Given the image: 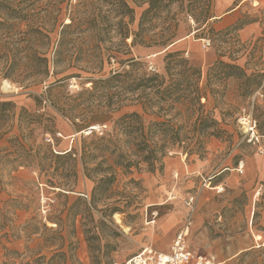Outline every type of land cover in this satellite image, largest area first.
<instances>
[{
	"label": "rangeland",
	"instance_id": "rangeland-1",
	"mask_svg": "<svg viewBox=\"0 0 264 264\" xmlns=\"http://www.w3.org/2000/svg\"><path fill=\"white\" fill-rule=\"evenodd\" d=\"M124 1L130 11L122 14L105 0H81L85 8L78 10L87 20L81 31L59 35L57 29L48 51L42 42L33 48L36 55L47 59V63L37 64L42 82L34 85H30L33 71L27 58L31 54L29 32L24 23L12 28L16 61L12 79L3 80L4 63L0 60V102L10 101L16 108L0 130V150L15 134L20 108L35 111L31 96L40 97L48 106L47 87L58 80L62 81L60 88L51 90L50 99L65 106L73 120L69 113L51 107L39 111L55 124L58 151L74 145L79 148L80 136H86L84 132L92 125L99 133L124 114L142 115L136 103H124L108 112L104 97L83 90H89L93 80L127 69L129 59L142 62L147 72L152 66L155 72L151 73L165 76L163 54L169 44L166 50L179 52L187 61L186 68L177 67L174 74L187 71L191 92L196 83L208 94L207 101L200 100L204 105L201 110L192 108L197 113L188 121L175 118L192 130L202 126L195 122L201 113L216 122L209 130H218L219 136L205 141L202 158L179 150L163 159L161 171L142 169L124 176L117 170L114 194L134 187L127 184L130 179L141 189L133 196L124 195L131 197V207L111 219L95 210L90 216L81 215L83 206L74 200L89 195L93 184L80 165L74 193L66 196L46 187L31 169L12 172L0 165V264H122L144 247L167 254L185 226L189 228L188 249L195 254L211 257L218 264H264V153L248 142L239 122L250 115L258 135L264 134L263 127H258L264 121V0H209L212 18L200 30L182 9L207 0ZM75 3L70 0L72 6ZM237 24L243 26L234 31ZM165 40L164 47L157 45ZM217 61L239 67L247 77L252 75L248 85L261 82L260 87L243 98L240 90L247 83L224 79L223 67L217 66ZM194 70L199 72L197 82L189 75ZM15 80L23 82V87ZM42 138L53 144L50 135H40L38 142ZM260 145L264 151V139ZM73 212L80 215L72 223L67 215Z\"/></svg>",
	"mask_w": 264,
	"mask_h": 264
},
{
	"label": "trees",
	"instance_id": "trees-1",
	"mask_svg": "<svg viewBox=\"0 0 264 264\" xmlns=\"http://www.w3.org/2000/svg\"><path fill=\"white\" fill-rule=\"evenodd\" d=\"M0 0V60L3 61L1 75L3 80L12 79L13 65L16 61L17 50L12 48L13 38L11 30L16 24L24 23L27 27L28 44L31 54L27 56L32 73L30 85L41 83L39 79L38 63L47 59L35 54L33 48L42 42L48 51L52 45L51 35L57 30L59 35L68 30L81 31L87 24V20L78 10L84 7L81 0H76L75 5L70 0ZM118 12L124 14L130 11L124 0H105ZM136 4V3H135ZM211 2L190 3L182 12L191 16L196 30L206 25L210 16ZM64 14L62 13V6ZM68 21L65 23L64 18ZM242 24L235 25L232 29L239 31ZM20 41V40H19ZM166 41L159 42V46H165ZM172 44H169L170 46ZM167 46V47H168ZM164 47L163 62L166 75L161 76L146 71L142 62L134 59L127 60L120 72L112 73L103 80L91 81V88L83 90V93L97 94L106 99L105 108L108 112L119 109L124 103H136L142 110V115L137 112L124 114L111 122V126L99 133L90 131L86 136H80V147L72 146L64 151H58L59 140L54 138L55 124L51 117L40 110L52 108L55 111L68 114L72 120L74 116L58 102L50 99V92L54 87L60 88L61 80L49 84L44 101L37 96H31L35 105L33 113L20 108L15 125V134L6 139L7 145L0 150V165H4L10 171L16 172L19 168L33 170L39 179L44 181L46 187L62 191L64 196L74 193L73 189L77 182V167L81 166L83 175L93 184L89 195L78 196L74 202L83 206L82 214L91 215V211H101L104 216L111 219L115 213H124L131 207V197L139 188L137 181L130 179L127 184L134 187L125 188L122 192L114 194L113 187L116 184L117 170L124 176H129L133 171L142 169L148 172L161 171L163 159L170 153L182 151L184 154L196 155L199 158L205 154V144L209 137L219 136L218 130L210 132V128L216 122L203 116L197 115L195 122L202 126L187 130L179 125L175 118L182 117L189 120L195 110H201L203 104L201 98L207 101L208 94L197 88L196 83L192 92L188 84L187 71L174 74L177 67L186 68L187 61L179 52L166 50ZM11 55V59H9ZM10 60V61H9ZM12 60V61H11ZM14 63V64H13ZM217 66L223 67V77L235 78L247 83L241 88V96L247 98L259 88L261 82L253 86L248 85L251 79L243 70L231 64L216 62ZM189 69V68H188ZM190 77L197 82L199 72L194 70ZM23 87V82L14 81ZM208 89V88H206ZM210 93V92H209ZM120 94V95H119ZM113 96L117 99L113 101ZM15 105L8 102H0V130L9 120V114H13ZM175 111V114H170ZM143 116L151 118L146 122ZM162 118L163 121L157 119ZM184 123V121H183ZM263 127L264 121L258 124ZM81 132V131H79ZM48 134L53 139V144L44 142L43 138L38 142V137ZM126 186V185H125ZM136 186V187H135ZM128 195V197L124 196ZM85 196V197H84ZM102 204V209L98 210ZM80 213L73 212L67 215L72 223ZM59 225V222L55 223ZM45 228V225L43 224Z\"/></svg>",
	"mask_w": 264,
	"mask_h": 264
},
{
	"label": "built area",
	"instance_id": "built-area-1",
	"mask_svg": "<svg viewBox=\"0 0 264 264\" xmlns=\"http://www.w3.org/2000/svg\"><path fill=\"white\" fill-rule=\"evenodd\" d=\"M207 46L208 43L204 44V47ZM148 70L155 72L152 66H149ZM239 122L244 128L248 142L257 146L258 152L263 154L264 151L260 145V139H264V134L258 135L256 121L250 115H247L243 116ZM191 203L192 199L187 202V205L189 206ZM188 229V226H185L176 234L167 254L157 253L150 247H144L139 253L122 264H218L213 258L195 254L188 249L186 241Z\"/></svg>",
	"mask_w": 264,
	"mask_h": 264
},
{
	"label": "bare ground",
	"instance_id": "bare-ground-1",
	"mask_svg": "<svg viewBox=\"0 0 264 264\" xmlns=\"http://www.w3.org/2000/svg\"><path fill=\"white\" fill-rule=\"evenodd\" d=\"M66 22H68V21H66ZM97 128H98V127H97L96 125H92V126H90V128L88 129L89 131H88V130L85 131L84 134H88V133H90L91 130H95V129H97Z\"/></svg>",
	"mask_w": 264,
	"mask_h": 264
},
{
	"label": "water",
	"instance_id": "water-1",
	"mask_svg": "<svg viewBox=\"0 0 264 264\" xmlns=\"http://www.w3.org/2000/svg\"><path fill=\"white\" fill-rule=\"evenodd\" d=\"M89 131V130H88ZM91 131H93V130H91ZM79 134H83V132H80ZM87 135V134H86ZM68 150H69V148H68Z\"/></svg>",
	"mask_w": 264,
	"mask_h": 264
},
{
	"label": "crops",
	"instance_id": "crops-1",
	"mask_svg": "<svg viewBox=\"0 0 264 264\" xmlns=\"http://www.w3.org/2000/svg\"><path fill=\"white\" fill-rule=\"evenodd\" d=\"M232 12V11H231ZM230 13V12H229Z\"/></svg>",
	"mask_w": 264,
	"mask_h": 264
}]
</instances>
